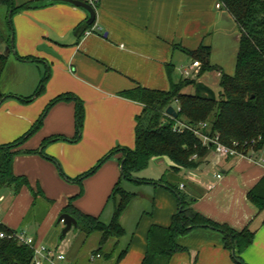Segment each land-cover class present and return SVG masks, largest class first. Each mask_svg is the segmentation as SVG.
I'll return each instance as SVG.
<instances>
[{"label":"crops","instance_id":"1","mask_svg":"<svg viewBox=\"0 0 264 264\" xmlns=\"http://www.w3.org/2000/svg\"><path fill=\"white\" fill-rule=\"evenodd\" d=\"M27 1L12 3L18 6ZM216 3L217 0H93L94 22L80 32L86 14L68 3L54 1L9 15L7 5L0 2L7 19V28L0 26L1 54L8 35L11 39L8 54H2L5 59L0 71V145L23 134L57 94L72 93L82 109L77 139L67 140L75 133V117L74 102L66 100L53 103L44 112L41 126L19 146L22 151L31 150L38 148L45 137L66 138L47 142L40 153L13 156L12 172L24 175L29 186H37L43 196H36L32 203L29 188L22 186L10 197L4 218H0L4 226L24 229L42 242L67 198L78 191L72 205L83 213L101 217L119 174V152L110 155L79 183L74 179L110 149L133 147L134 117L141 104L118 92L136 85L168 89L176 81L173 74L181 76L180 70L193 60L186 50L199 46L208 47V63L223 72V61L236 51L237 41L234 46L233 39L237 34L233 32L235 23L230 14L221 6L215 7ZM85 30L90 31L84 33ZM42 43L57 57L38 49ZM25 56L31 58H19ZM45 70L48 75L43 89L32 95ZM160 160L165 161L166 171V159L152 157L148 161ZM137 172L133 176L142 182H126L139 187V192L145 191V204L134 199L131 205L135 195L130 199L118 219L124 234L103 243L102 252L97 253L103 258L99 264H139L148 228L166 227L176 211L175 190L162 180H150ZM171 174L167 180L191 199L192 210L236 231L244 227L253 231L252 241L238 256L247 264H264V209L257 210L247 198V192L264 175V145L255 156H218L209 149L195 166L181 168L175 176ZM10 216L15 219L11 224ZM73 234L72 237L82 238V244L90 235ZM98 238L99 232L96 247ZM60 243L61 240L51 244L64 255L58 264H82L81 246L73 245V238H66L64 247L59 248ZM176 243L182 249L174 252L167 264H236L222 246L220 233L208 226L178 235ZM125 244L124 255L115 261L117 251ZM93 245H87L84 252L88 260L94 254Z\"/></svg>","mask_w":264,"mask_h":264},{"label":"trees","instance_id":"2","mask_svg":"<svg viewBox=\"0 0 264 264\" xmlns=\"http://www.w3.org/2000/svg\"><path fill=\"white\" fill-rule=\"evenodd\" d=\"M0 2L7 5L9 15L19 9L42 7L52 3L51 0H29L14 6L12 0ZM217 2L230 14L237 27L233 72L225 74L219 71L218 67L210 65L207 58L208 47L199 46L193 50H186L191 59L199 62L193 77H181L166 90L136 85L119 91V96L141 104L140 112L134 117L133 147L116 146L110 149L92 167L74 179L79 183L81 178L91 174L110 155L119 152L117 161L120 172L106 198V202L112 203L110 217L106 223L101 220L100 214L89 215L72 205V200L80 191L68 197L61 209V212H66L75 219L76 230L86 235L94 231L99 232L98 244L93 253H101V247L107 239H117L124 234L118 219L135 193L125 190L122 183L142 182V179L135 178L133 173L143 169L150 158L161 157L166 159L169 165L158 182L162 180L169 188L175 190L177 208L166 227L151 225L148 228L146 248L139 264H167L170 256L182 249L176 243V237L198 226H208L217 230L221 235L222 246L230 252L231 259L236 264H247L238 254L252 241L254 232L247 227L236 231L224 223H216L203 217L189 207L191 199L167 180L169 174L175 176L179 169L195 166L197 159L210 149V144H202L191 130L187 128L175 130L176 121L193 126L204 122L206 127L202 132L210 136L216 134L218 141L226 146H231L234 142L235 149L242 154H247L249 150H260L264 145V0H217ZM89 26L83 22L80 32ZM10 43L11 39L8 38L5 45L9 48ZM4 59L0 53V71ZM208 69L219 71V91L216 95L195 80ZM47 75L48 72L45 70L33 95L41 92ZM188 84L192 85L193 93L180 92V88ZM66 100L74 102L75 117V133L67 140L78 138L82 118L80 100L70 92L55 95L23 134L0 145V189L9 187L12 193L16 194L22 186H26L32 195V203L36 196H43L37 186L35 188L29 186L24 175L12 172V158L19 153H40L47 142L66 139L62 135L49 136L43 138L36 149L24 151L19 149V146L41 126L44 112L53 103ZM168 105L174 107L175 117L164 113ZM192 155L194 157H191ZM247 198L257 210L264 209V175L247 192ZM0 231L5 233L4 237H0V264H30L31 249L8 236L13 230L1 222ZM126 248L127 244L117 251L115 261L124 255Z\"/></svg>","mask_w":264,"mask_h":264},{"label":"rangeland","instance_id":"3","mask_svg":"<svg viewBox=\"0 0 264 264\" xmlns=\"http://www.w3.org/2000/svg\"><path fill=\"white\" fill-rule=\"evenodd\" d=\"M0 11H2L1 7H0ZM4 15H5L4 11L0 12V24H1L0 26H2L3 29H5V26L7 28V24H6L7 19H4L5 18ZM8 20L10 21L9 17H8ZM233 32H234V34H237V27L235 24H234ZM8 34H10V28H9ZM8 36L10 38V35H8ZM236 41H237V36H236V39L235 38L233 39L234 46L236 45ZM234 57H235V50L233 51L231 56H229V57L227 56V58L223 61V65H221L222 66L221 68H222L224 73L227 72L228 74H231L233 72ZM190 77H192V76H189L188 78H190ZM179 78H181V76L175 72L173 74V79H175L177 81ZM218 79H219V76H218V73L215 69L205 70L201 73L200 76L195 78L196 81L199 80L202 84L209 87L211 89V91L214 93V95H216L217 92L219 91ZM180 92L193 93V87L191 84L185 85V86L180 88ZM258 151L259 150H249L248 153L250 154V156H255ZM165 167H166V165H165L164 160H160L157 162L148 161L146 166L143 169H141L139 172H137V175L143 176L144 178H147L150 180H158L161 177V174L165 172V170H164ZM171 180L172 179H170V181ZM172 182H175V181L172 180ZM122 187L125 190L135 192V197L130 202L131 205H133L135 203L134 199H136V201H139V203H141V205L145 204V201H146L145 191L139 192V190H138L139 187H137L136 185H134L132 183L125 182V181L122 183ZM12 195H13V193L9 187L0 189V208H1L0 218H4L3 216L6 213V208L8 206L10 197ZM111 207H112V203L108 202L104 208V211H103L101 217H100L104 223H106L109 219ZM13 220H15L14 217L10 216L9 224H11L12 222H15ZM24 222L26 223L25 220H23V223ZM41 225H42V222H41ZM124 225L127 228V223H124ZM61 228L62 227H61L60 222L56 223V220H55L54 223H51V227H50V230H49L47 236L41 242L42 245L51 247L52 242H57V241L61 240V243L59 244V248H61V247H64V244L66 243V238L69 239L71 237V239L73 238V245L81 246L79 248V255L82 254V256H83L81 258L82 264H99L100 262L103 261L102 256H100L98 258L96 257L93 260H90V259L88 260V257L86 255L84 256V254H85L84 252H85L86 248L87 247L89 248V246H87V245H90V244L93 245L94 244V242L96 241V239L98 237V232H93L90 235L86 236L84 243L82 244L81 243V239H82L81 237H79V236L72 237V236H74L73 232L78 233L80 236L82 235V233L78 232L73 227H70V229L67 230V232L62 237V239L59 240L58 235L60 233ZM37 235H38V233H37ZM95 245H96V243L93 246L96 247ZM43 264H48V263H43Z\"/></svg>","mask_w":264,"mask_h":264},{"label":"built area","instance_id":"4","mask_svg":"<svg viewBox=\"0 0 264 264\" xmlns=\"http://www.w3.org/2000/svg\"><path fill=\"white\" fill-rule=\"evenodd\" d=\"M91 5L93 0H87ZM220 4L217 2L215 7H219ZM90 30H85L84 33L89 32ZM199 66V62L197 60H192L188 67H184L180 70V74L182 77L194 76ZM175 110V109H174ZM206 127L204 122L197 123L196 125H189L183 123L181 121H176V125L174 126L175 130H179L181 128H187L191 130V132L196 135L202 144H210V149L218 156H244L246 154H242L241 152L235 149V143L232 142L231 146H226L218 141L217 135H208L202 132V129ZM191 157H194L192 155ZM216 177H219V174H215ZM178 187H182V183L178 184ZM5 233L0 231V237H4ZM8 236L13 237L18 243H23L28 246L32 251V258L30 264H58L64 260V255L61 251L57 250L56 247H50L42 245L41 242L34 240L33 237L29 236L24 229L13 230ZM97 253L90 254L89 259L93 260L98 257Z\"/></svg>","mask_w":264,"mask_h":264},{"label":"water","instance_id":"5","mask_svg":"<svg viewBox=\"0 0 264 264\" xmlns=\"http://www.w3.org/2000/svg\"><path fill=\"white\" fill-rule=\"evenodd\" d=\"M51 1L52 2L61 1V2L68 3L74 7L80 8L86 14V18L84 20V23L86 25H91L94 22V17H95L94 8L87 0H51ZM37 48L44 51L45 53H47L51 56L57 57L56 53L50 47H47L43 43L38 45ZM8 50H9L8 47L6 45H4L2 54L7 55ZM164 113L171 116V117L176 116V112L171 105H168L165 107ZM119 172H120V166H119ZM58 222H60L62 224V228H61L60 233L58 235L59 240L63 237L65 232L68 229H70V227L75 228V225H76L75 219L70 214H68L66 212H61L58 214V216L56 218V223H58Z\"/></svg>","mask_w":264,"mask_h":264}]
</instances>
